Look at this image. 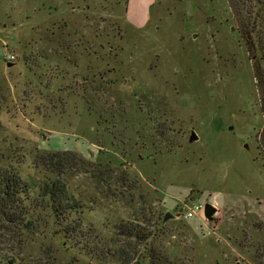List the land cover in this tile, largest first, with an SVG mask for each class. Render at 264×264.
<instances>
[{"label":"rangeland","instance_id":"obj_1","mask_svg":"<svg viewBox=\"0 0 264 264\" xmlns=\"http://www.w3.org/2000/svg\"><path fill=\"white\" fill-rule=\"evenodd\" d=\"M234 1L243 10L246 0H0V168L39 205L31 230L28 218L0 217V264H151L150 249L190 264H264V75ZM43 153L128 182L55 173L36 165ZM56 174L76 209L69 220L38 198ZM195 204L214 206L213 221L183 218ZM135 219L151 231L149 250L127 240L126 263L115 226Z\"/></svg>","mask_w":264,"mask_h":264},{"label":"trees","instance_id":"obj_2","mask_svg":"<svg viewBox=\"0 0 264 264\" xmlns=\"http://www.w3.org/2000/svg\"><path fill=\"white\" fill-rule=\"evenodd\" d=\"M235 2H231L235 17L240 16L242 11L246 10V19L241 18L243 26L240 30V37L253 60L255 76L260 78L261 75H264V0H246L247 5L245 2L242 4L243 10H240ZM255 8L254 15L249 16ZM35 163L37 166L50 168L60 174L73 169L91 168L90 172L94 176L96 175L95 177L105 176L108 181H116L122 185L128 182L124 171H121L119 177H116L115 171L110 170L107 165L94 166L72 153H43L36 158ZM57 176L58 174H56ZM56 177L40 187L38 198L44 202L47 198L49 211L54 217L69 220L76 209L70 203L65 183L59 179V176L57 179ZM32 192V188L21 180L13 168H0V217L14 225L24 222L27 218L30 219V215L39 207L37 203H34L35 201L30 199ZM29 223H32L31 219L27 221L28 226L25 225L24 228L31 230L32 225L30 226ZM144 226L145 221L142 219L121 221L115 226V234L120 238L113 241L118 244L115 253L126 263L130 260L124 250L125 246L128 248L127 240L134 238L138 245L143 246L144 251L149 250L147 242L151 237V231H147L148 228ZM75 232V229H72L69 235ZM148 259L151 264H190L181 259H173L169 253L162 250L150 249Z\"/></svg>","mask_w":264,"mask_h":264},{"label":"built area","instance_id":"obj_3","mask_svg":"<svg viewBox=\"0 0 264 264\" xmlns=\"http://www.w3.org/2000/svg\"><path fill=\"white\" fill-rule=\"evenodd\" d=\"M3 58L6 62L15 61V57L13 55H10V54H8V55L3 54ZM204 208H205V205H203V204L192 205L188 212L182 213V216H183V218L187 219V218L193 217L194 215H199L202 218V220L207 222L206 218L204 217Z\"/></svg>","mask_w":264,"mask_h":264},{"label":"water","instance_id":"obj_4","mask_svg":"<svg viewBox=\"0 0 264 264\" xmlns=\"http://www.w3.org/2000/svg\"><path fill=\"white\" fill-rule=\"evenodd\" d=\"M197 140H198L197 135L195 134V132L192 131L190 134V137H189V142H193V141H197ZM216 213H217V209L214 206H212L210 204L205 205L204 217L206 218L207 221L212 222ZM168 218H175V217H174V215H172L171 213L168 212L165 214L163 221L164 222L167 221Z\"/></svg>","mask_w":264,"mask_h":264},{"label":"crops","instance_id":"obj_5","mask_svg":"<svg viewBox=\"0 0 264 264\" xmlns=\"http://www.w3.org/2000/svg\"><path fill=\"white\" fill-rule=\"evenodd\" d=\"M217 214V213H216Z\"/></svg>","mask_w":264,"mask_h":264}]
</instances>
